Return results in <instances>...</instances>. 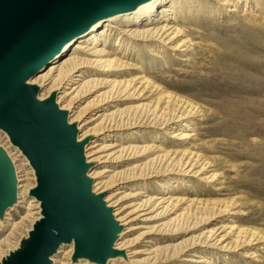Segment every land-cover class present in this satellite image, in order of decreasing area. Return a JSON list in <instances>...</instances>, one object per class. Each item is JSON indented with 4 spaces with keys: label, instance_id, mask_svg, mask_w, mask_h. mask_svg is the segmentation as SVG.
<instances>
[{
    "label": "rangeland",
    "instance_id": "obj_1",
    "mask_svg": "<svg viewBox=\"0 0 264 264\" xmlns=\"http://www.w3.org/2000/svg\"><path fill=\"white\" fill-rule=\"evenodd\" d=\"M228 1L230 4H223V0H175L177 9L174 21L185 28L183 38L192 41L186 50L172 52L156 43L141 41H135L133 45L125 42L124 46L118 48L115 46L118 42L116 38H110L109 49L126 52L129 59H135L133 62L140 66L133 73H143L152 82L140 98L136 96L129 102L123 100L120 106L140 105L147 110L159 102L165 108V115L171 116L180 110L173 103L165 105L164 101L167 96H177L198 104L201 113L177 119L169 127L142 125L117 131L114 137L101 142L117 140L122 145L128 142L138 145L156 143L162 144V150H183L185 147L209 162L200 176L182 175L175 170L170 171L171 168H167L166 164L159 163L160 167L154 165L161 169L156 176L127 182L124 190L132 195L122 199L121 203L126 207L144 200L147 194H163L165 191H170L173 198L188 199L182 203L176 200L167 209H164L168 205L165 203L148 214L152 218L131 222L130 230L124 237V240L129 241L126 257L120 264H128L129 260L140 261L139 264H194L187 259L199 260L193 254L203 250V256L209 259L213 257L215 264H264V0ZM229 8H234V11ZM251 14L256 16L250 17ZM168 21L173 20L168 18ZM153 52L157 55H153ZM186 56L191 59L182 60ZM96 112H90L83 120L90 119ZM181 132L190 133L191 136H174ZM0 144L16 158L20 171L18 175H23L21 170H32L29 165H24L26 160L2 132ZM152 153L136 160L147 161L162 154L161 151ZM134 161L115 164V170L131 167ZM98 165L102 169L106 164L100 162ZM201 167L199 164L196 169ZM28 182L35 184L34 174L30 175ZM116 188H112V191ZM138 191L145 194L134 196ZM195 198L203 199L205 203L209 201L208 204H215L216 208L192 214L194 208L189 205V201ZM32 199L27 194L26 203L16 204L5 216L7 219L0 228V260L18 248L22 237L28 235L32 224L40 216L39 208H33L32 215L22 218L28 215L29 211L25 207ZM157 213L159 216L153 218ZM181 213L184 214L179 216ZM207 213L213 215L208 217ZM187 219L190 221L187 223L196 222V227L189 231L181 230L176 236L154 232L149 235L148 243L140 236L145 226L163 222L172 226L174 223L184 225ZM14 222L19 224L13 230ZM232 224L248 233L254 232L259 237L242 248L245 254L256 252L254 260L234 251L206 246L193 248L184 257L159 263H153L149 258V251L157 247L177 243L186 237L208 234L210 230ZM67 250L68 247H65L64 252L57 254L58 260L72 264L71 255L68 258L65 255Z\"/></svg>",
    "mask_w": 264,
    "mask_h": 264
},
{
    "label": "bare ground",
    "instance_id": "obj_2",
    "mask_svg": "<svg viewBox=\"0 0 264 264\" xmlns=\"http://www.w3.org/2000/svg\"><path fill=\"white\" fill-rule=\"evenodd\" d=\"M223 4L230 3L228 0H223ZM176 9L175 0H147L132 10L110 15L95 23L82 35L68 40L30 80V83L39 86V96L41 99L46 98L52 92H56V102L61 109L68 111L69 122L77 125L79 139H89L85 154L87 161L92 164L89 176L93 180V190L96 193L104 194L107 206L112 208L115 219L123 228L120 238L116 243L118 250L126 251L128 247L129 241L124 240V237L130 230L129 225L131 222L138 219L148 220V218H152L148 214L154 212L152 210L163 206L165 203H168L164 207V209H167L176 200L182 203V201L188 199L173 198L170 195V191H165L163 194L144 195L146 197L144 200L134 202V204L126 207L122 205L121 201L127 196L132 195L131 193H126L124 190L127 182L139 178L147 179L156 176L160 173L161 169L155 168V164H158L159 167L160 164H166L167 168H171L170 171L175 170L182 175L193 174L198 176L203 174L206 166L209 164L208 161L202 160L199 154L189 149L187 150L185 147L183 150H179L178 148L162 150V144L156 143L138 145L128 142L126 145H122L117 140L101 142L111 136L114 137V133L117 131L129 130L142 125L156 126V124H159L169 127L177 119L201 113L198 104H193L191 101L177 96H167V100L164 101L165 105L173 103L180 110H177V113L175 112L171 116L168 115L169 117L165 115L167 114L164 112L165 108H162L159 102L152 106V108H146L147 110L140 105L126 107H122V104L121 106L119 105L124 102L123 100H128L129 102L131 98H136V96L140 98L143 91L150 88L152 83L150 78L148 79L143 73H133V71L140 68L139 64L133 62L135 59L132 61L126 52L118 51V48L124 46L125 42L130 45H133L135 41L150 44L156 43L172 52L186 50L191 46L190 42L192 41L187 37L183 38L185 36V28L174 21ZM230 10L234 11V8ZM254 16L256 15L252 16L251 14L250 17ZM168 18L173 21H168ZM161 19H164V21L159 22ZM112 37H115L118 41L115 44L118 47L116 48L118 52L109 49V41ZM153 55L157 54L153 52ZM190 59V56L189 58L187 56L182 58L185 61ZM95 110L97 112L93 117L83 120L87 114ZM178 135H180L179 138L191 136L190 133L186 132L177 133L174 136ZM6 151L8 152L7 149ZM160 151L161 155L150 158L147 161L136 160V158L144 154L152 152L156 154ZM8 154L15 165L19 181L17 205L25 204L28 191L35 185L28 182L30 175L34 174L33 170H21L24 172L23 175H18L20 171L15 161L16 158H13L10 152ZM130 160H135V164L132 163L131 167L115 170V164H123ZM100 162L106 164L102 169L98 168ZM199 164L202 167L197 170L196 168ZM24 165H29L27 160ZM212 177L214 178V176ZM114 187L117 188L115 191H112ZM134 194V196H137L145 194V192L138 191ZM20 198L22 199L20 200ZM35 201L32 199L29 205L25 207L29 212L28 215L26 214V216L22 217L23 219L33 214L31 213L33 208H39L37 201L33 204ZM189 202V205L194 208L192 214L208 211L215 207V204L211 205L210 203L209 205V201L205 203L203 199L198 198L192 199ZM8 214L9 212L7 211L5 216ZM38 214L40 215V209ZM183 214L181 213L179 216ZM157 216H159V213L155 214L153 218ZM38 218L39 216L36 220ZM6 219L7 217L0 220V228ZM187 222L190 221L187 219L184 225L174 223L172 226L169 223L163 222L154 226H145V231L140 236L148 243L149 235L154 232L162 235L176 236L179 231H189L197 225L196 222L192 224ZM18 224L19 222L13 223V230ZM207 233L198 237H186L177 241V243L157 247L149 251L148 254L151 256L149 258L153 263H159L162 260L170 258L184 257L191 249L203 246L214 247L227 252L234 251L253 260L257 257L256 252L249 251L245 254L242 249L259 238L254 232L248 233L245 229L232 224L231 226L210 230ZM232 236H235L234 239H232ZM3 241H6V239ZM65 247H68V250L65 252L68 258L73 251L72 244L70 247L69 245H62L57 254L64 252L63 249ZM203 252L204 250L201 252L196 251L193 254V257H197L199 260L188 258L187 261L195 262L194 264H215L212 261L213 257L209 254L212 259L206 258V256H203ZM57 254L52 257L53 263L67 264L66 262L59 261ZM123 260V257H116L110 259L107 264H120ZM127 262L128 264L140 263V261L136 260H129ZM77 264H87V260H80Z\"/></svg>",
    "mask_w": 264,
    "mask_h": 264
},
{
    "label": "water",
    "instance_id": "obj_3",
    "mask_svg": "<svg viewBox=\"0 0 264 264\" xmlns=\"http://www.w3.org/2000/svg\"><path fill=\"white\" fill-rule=\"evenodd\" d=\"M147 0H0V132L28 161L35 185L28 197L40 216L18 248L0 264H53L62 245H73L72 264H107L126 257L116 243L123 230L104 194L93 190L89 139L56 102L40 98L33 76L70 39L98 21ZM18 176L0 144V220L18 203Z\"/></svg>",
    "mask_w": 264,
    "mask_h": 264
}]
</instances>
